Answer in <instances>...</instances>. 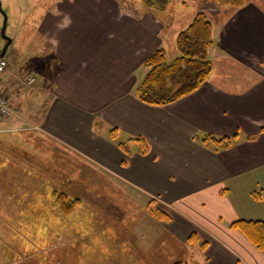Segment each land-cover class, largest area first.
Returning <instances> with one entry per match:
<instances>
[{
	"label": "crops",
	"instance_id": "obj_1",
	"mask_svg": "<svg viewBox=\"0 0 264 264\" xmlns=\"http://www.w3.org/2000/svg\"><path fill=\"white\" fill-rule=\"evenodd\" d=\"M136 10L127 13L112 0L53 4L36 26L42 68L31 67L34 74L22 79L41 86L34 106L17 76L1 75L0 94L25 126L39 127L37 137L95 167L125 195L146 206L152 200L178 240L204 239L205 264H264V253L229 228L238 220L264 221V10L254 3L221 9L227 17L211 20L210 75L163 106L135 97L143 63L158 48L178 53L176 35L189 23ZM14 117L0 116V126L21 123ZM206 136L228 138L230 146L217 149ZM135 139L147 144L145 154ZM28 239L0 231V264L23 261L20 241Z\"/></svg>",
	"mask_w": 264,
	"mask_h": 264
},
{
	"label": "rangeland",
	"instance_id": "obj_2",
	"mask_svg": "<svg viewBox=\"0 0 264 264\" xmlns=\"http://www.w3.org/2000/svg\"><path fill=\"white\" fill-rule=\"evenodd\" d=\"M67 1L0 0V30L5 13V36L12 41L5 54L9 68L2 77L17 76L31 106L41 86H28L22 79L24 73L34 74L31 67L42 68L37 47L44 43L36 32L40 14ZM112 1L127 13L142 6L140 0ZM247 3L264 10V0ZM221 9L214 0H169L156 15H166L168 21L170 15L183 16L190 23L200 10L210 21L227 17ZM5 43L0 36V51ZM166 54L167 60L178 56L170 48ZM57 68L55 62V74ZM18 112L14 118L21 123L0 126V231L11 229L29 238L27 243L19 240L27 254L18 264H205L206 249L186 244L188 237L180 241L171 235L146 201L125 195L95 167L37 137L39 127L25 126ZM29 114L32 118L35 111Z\"/></svg>",
	"mask_w": 264,
	"mask_h": 264
},
{
	"label": "trees",
	"instance_id": "obj_3",
	"mask_svg": "<svg viewBox=\"0 0 264 264\" xmlns=\"http://www.w3.org/2000/svg\"><path fill=\"white\" fill-rule=\"evenodd\" d=\"M169 0H140L141 5L149 10L162 12L163 6ZM217 6L224 8L240 9L245 6L247 0H214ZM213 25L203 11L194 14L191 22L175 38V47L178 56L167 60L165 49H156L143 63L146 73L135 89V97L144 104L163 106L192 93L198 89L208 78L212 71V64L208 57V51L213 45ZM264 67V65H263ZM116 135L115 130L110 131L111 139ZM211 139L217 149L230 146L228 138ZM140 144V153L147 152V144L141 139H135ZM205 142V141H204ZM64 197L57 196L56 200ZM71 202V201H70ZM74 202H71L72 205ZM154 202L149 201L148 207L154 216L162 221L168 220L167 216L158 209H151ZM66 209L63 203H60ZM231 230L238 231L258 251L264 253V221L238 220L229 224ZM186 244L199 245L201 251L207 247L205 241H201L196 234H191Z\"/></svg>",
	"mask_w": 264,
	"mask_h": 264
},
{
	"label": "built area",
	"instance_id": "obj_4",
	"mask_svg": "<svg viewBox=\"0 0 264 264\" xmlns=\"http://www.w3.org/2000/svg\"><path fill=\"white\" fill-rule=\"evenodd\" d=\"M7 68V62L4 58H0V76L5 72ZM34 79L30 76L26 77L28 85L32 84ZM15 110H11L8 106V97L0 94V116L7 117L9 115H15Z\"/></svg>",
	"mask_w": 264,
	"mask_h": 264
},
{
	"label": "water",
	"instance_id": "obj_5",
	"mask_svg": "<svg viewBox=\"0 0 264 264\" xmlns=\"http://www.w3.org/2000/svg\"><path fill=\"white\" fill-rule=\"evenodd\" d=\"M0 9H1V5H0ZM3 24H2V28L0 30V36L6 41L3 49L0 51V58L4 57L7 51V48L10 44V40L7 39V37L5 36V28H6V24H7V16L5 13H3Z\"/></svg>",
	"mask_w": 264,
	"mask_h": 264
}]
</instances>
